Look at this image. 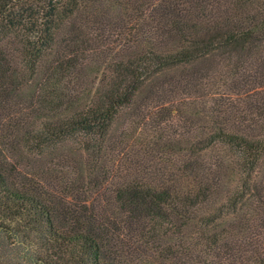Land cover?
<instances>
[{
    "label": "trees",
    "instance_id": "obj_1",
    "mask_svg": "<svg viewBox=\"0 0 264 264\" xmlns=\"http://www.w3.org/2000/svg\"><path fill=\"white\" fill-rule=\"evenodd\" d=\"M0 264H264V0H0Z\"/></svg>",
    "mask_w": 264,
    "mask_h": 264
}]
</instances>
